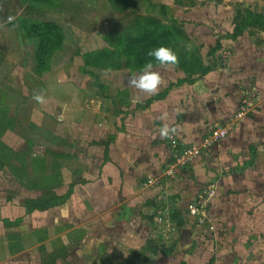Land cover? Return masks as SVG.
<instances>
[{
  "label": "rangeland",
  "instance_id": "obj_1",
  "mask_svg": "<svg viewBox=\"0 0 264 264\" xmlns=\"http://www.w3.org/2000/svg\"><path fill=\"white\" fill-rule=\"evenodd\" d=\"M22 1H14L21 16L62 27L67 41L57 53L58 63H53L55 77L64 87L71 83L87 91L94 113H66L55 82L33 73L36 40L27 39L26 30L18 33L17 19L12 27L0 26V264H264V246L257 250V240H245L235 232L256 231L259 225H236V230L230 224H215L203 204L208 197L204 192L190 204H181L158 191L146 200L142 196L137 204H125L131 210L123 207L121 214L96 212L90 187L99 191L104 178L112 187L118 184L114 168L122 167L125 173L113 142L118 125L131 113L128 93H119L130 86V76L124 69L86 67L81 60V53L114 40V32L138 37L152 18L165 26L174 22L184 27L187 39L193 40L176 43L177 58L181 54L187 62L197 60L202 72L211 71L222 67L226 56L213 51L215 41L230 38L246 11L263 15L264 0H205L197 4L196 17L189 10L178 13L176 7L170 11L157 6L143 19L131 11L138 0H113L117 14L105 4L112 0H49L41 9ZM258 28H251L245 38H256L262 49L264 28ZM197 71L176 85L193 83L201 77L199 67ZM35 93L44 96L43 103L33 99ZM99 122L103 127L96 126ZM171 167L167 163L160 176L141 184L161 186L174 175H167Z\"/></svg>",
  "mask_w": 264,
  "mask_h": 264
},
{
  "label": "crops",
  "instance_id": "obj_2",
  "mask_svg": "<svg viewBox=\"0 0 264 264\" xmlns=\"http://www.w3.org/2000/svg\"><path fill=\"white\" fill-rule=\"evenodd\" d=\"M14 1L21 5V0ZM14 1L0 0V26L4 24L12 27L11 23L17 19L18 33L19 30L24 31L25 22L49 24L59 29V45L49 53L45 69H41L40 61L35 55L36 44L33 47V73L46 81L55 82L59 91L56 93L65 99L63 106L66 113L74 117L94 113L87 91L75 89L71 83L64 87V83L61 84L55 77L57 74L53 63H58L57 53L62 52L67 41L63 30L60 31L62 27L56 22L32 19L30 15L21 16ZM204 1L138 0L132 4L131 11L143 19L151 15L154 7H166L170 11L171 7H176L180 11L178 13L189 10L196 17L197 7ZM22 2L27 7L31 6L30 8L50 4L49 0ZM198 3L200 4L197 5ZM105 4L112 13L117 14L118 9L113 2L107 1ZM173 19L176 20L174 17ZM182 30L185 28L182 27ZM249 30L246 29L235 39L226 37L220 40V48L215 52L217 55L226 54L224 65L201 76V79L195 78L193 83L183 82L178 87L176 83L185 79V73L179 69L168 71L156 66L154 70L161 76L156 93H147L131 85L119 89V93H128L131 108L129 116L118 125L120 131L116 132L113 142V152L123 161L125 173L123 175L122 167L114 168L118 184L115 183L112 187L104 178L105 183L100 186L104 193L100 192V188L98 191V188L90 187V193L93 194L90 195L91 204L96 212L109 210L115 213L120 211L121 214L123 207L124 210H131L125 204H137L142 196L146 200L158 191H163L166 196L181 204H190L204 192L208 197L203 196L204 200H201L203 204H207L208 213L215 224H230L232 228L236 225L258 224L256 231L252 228L237 230L236 226L235 232L238 235L241 233L240 238L245 240H257L260 243L256 246L257 250L264 246V48L260 49L256 38H245ZM114 34V40L105 42L103 47L81 53L84 66L85 58L114 50L116 46L117 49L122 48L125 33ZM19 39L23 41L21 33ZM27 39L33 41L32 38ZM260 39L259 41H264V36ZM192 40L191 38L187 42L192 43ZM214 44L216 45V41ZM131 74L138 75L139 72L129 71V76ZM67 78L65 75L66 81ZM117 96L118 92L114 94V98ZM102 125L99 122L96 126L103 127ZM164 125L170 131L168 136L162 137L160 129ZM215 128L224 130L225 136L202 147L203 139ZM176 144L194 146L200 153L183 168L175 170L173 176L166 177L161 186L143 187V179L160 176L167 163L172 161L173 147ZM134 159L137 160L136 164ZM95 190L97 195L94 196ZM124 213L128 212H123L125 216Z\"/></svg>",
  "mask_w": 264,
  "mask_h": 264
},
{
  "label": "trees",
  "instance_id": "obj_3",
  "mask_svg": "<svg viewBox=\"0 0 264 264\" xmlns=\"http://www.w3.org/2000/svg\"><path fill=\"white\" fill-rule=\"evenodd\" d=\"M112 2L114 3L113 0L111 3ZM149 19L151 20L148 24L146 23V28L143 31L144 33L142 32L138 37H132L130 35L124 34L122 37L121 49H115L114 51L106 50L105 52L99 53L98 55L91 58H85L86 66L95 68L106 67L110 70L124 69L131 72H139L143 65L149 59H151L146 55L150 48L163 44L171 47L174 50L178 41H188L182 30V27H179L177 24H172L174 22L168 24V26H165L156 19ZM145 21H147V19ZM257 24L260 26V28H258L259 30L264 28V14H251L249 11H246V16L242 18L238 24H234L231 38H237L243 31L254 28ZM149 26L151 29H148ZM23 27L24 31L26 30V36L36 40L35 55H37V58L40 61L41 69H44L46 67L49 53H51V51H53L59 45V40L61 39L59 29L53 25L31 22H25ZM219 48L220 41L217 40L216 48L213 51H216ZM115 51H118L116 52L118 56L117 54H114ZM113 56H116L114 61L111 60L109 64H100V62L109 61L110 59L114 58ZM179 56L178 62L174 66L186 75L197 73L198 67L200 70V76H204L210 72L208 69L202 72L200 65L197 66V60L187 62L186 57L181 56V54H179ZM155 66L159 65L154 63V67Z\"/></svg>",
  "mask_w": 264,
  "mask_h": 264
},
{
  "label": "clouds",
  "instance_id": "obj_4",
  "mask_svg": "<svg viewBox=\"0 0 264 264\" xmlns=\"http://www.w3.org/2000/svg\"><path fill=\"white\" fill-rule=\"evenodd\" d=\"M146 55L151 59L143 65L138 75L130 76L129 84L138 90L154 94L161 83V76L154 70V63L159 66L175 65L178 58L171 47L163 44L150 48ZM33 99L38 103L44 102V96L39 93H35ZM169 131L168 126L164 125L160 129V135L162 137L168 136Z\"/></svg>",
  "mask_w": 264,
  "mask_h": 264
},
{
  "label": "built area",
  "instance_id": "obj_5",
  "mask_svg": "<svg viewBox=\"0 0 264 264\" xmlns=\"http://www.w3.org/2000/svg\"><path fill=\"white\" fill-rule=\"evenodd\" d=\"M225 136V132L222 129L215 128L210 131V133L203 139V146L207 147L210 142L218 141L219 139ZM199 149L194 146H184L180 144H176L173 147V158H172V166L167 175L172 174L175 170L179 168H183L192 158L199 154Z\"/></svg>",
  "mask_w": 264,
  "mask_h": 264
}]
</instances>
